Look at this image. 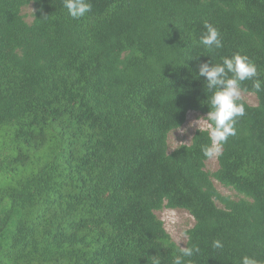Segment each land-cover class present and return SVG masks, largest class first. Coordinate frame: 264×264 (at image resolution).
<instances>
[{"label": "trees", "instance_id": "trees-1", "mask_svg": "<svg viewBox=\"0 0 264 264\" xmlns=\"http://www.w3.org/2000/svg\"><path fill=\"white\" fill-rule=\"evenodd\" d=\"M89 2L74 19L63 0H0V264H172L162 210L194 220L184 264H264V0ZM206 22L221 48L199 43ZM234 54L257 104L239 101L208 172L207 130L170 153L168 137L210 111L199 65Z\"/></svg>", "mask_w": 264, "mask_h": 264}, {"label": "clouds", "instance_id": "clouds-1", "mask_svg": "<svg viewBox=\"0 0 264 264\" xmlns=\"http://www.w3.org/2000/svg\"><path fill=\"white\" fill-rule=\"evenodd\" d=\"M63 5L74 19L83 17L91 11L89 0H63ZM204 27L206 31L200 37L199 43L209 50L221 48L223 45L219 30L207 22ZM229 73L232 75L229 76ZM198 75L205 78L207 90L211 93L208 102L210 111L194 123L199 131L207 130L211 143L204 146L202 151L206 157L212 158L220 153L222 145L230 136L236 135L237 118L245 113L243 104L239 103L241 82L257 77L258 73L255 64L247 56L234 54L231 57L222 58L221 63H213L212 60L201 63ZM261 87L262 82L254 79L253 88L259 92ZM212 247L219 249L223 247V244L215 240ZM195 251L198 249L180 246V254L174 257L172 264H184V258L193 256ZM153 264H160L159 259H154ZM240 264H258V262L244 255Z\"/></svg>", "mask_w": 264, "mask_h": 264}, {"label": "rangeland", "instance_id": "rangeland-1", "mask_svg": "<svg viewBox=\"0 0 264 264\" xmlns=\"http://www.w3.org/2000/svg\"><path fill=\"white\" fill-rule=\"evenodd\" d=\"M33 9L31 6L22 10V15L25 16V21L30 23L32 21ZM240 100L247 103L249 106H256V97L252 94H245L241 92ZM200 116L192 112L187 114L184 125L169 134L168 137V152H172L181 145H189L192 136L198 130V126L194 123ZM2 132V130H0ZM217 155L213 156L206 162V170L214 172L217 167ZM218 192L224 196L235 198V193L232 190L223 188L215 182ZM163 222L166 232L169 234L172 241L178 246H185L186 234L194 225L193 218L185 211L180 210H162L156 214Z\"/></svg>", "mask_w": 264, "mask_h": 264}]
</instances>
